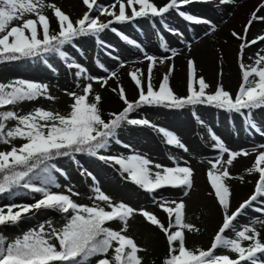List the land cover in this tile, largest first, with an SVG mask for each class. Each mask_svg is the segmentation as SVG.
Listing matches in <instances>:
<instances>
[{
	"label": "snow or ice",
	"instance_id": "snow-or-ice-1",
	"mask_svg": "<svg viewBox=\"0 0 264 264\" xmlns=\"http://www.w3.org/2000/svg\"><path fill=\"white\" fill-rule=\"evenodd\" d=\"M206 2L209 0H168L163 6H158L154 0H115L110 5L102 4L99 0H83L88 11L82 18L73 21L55 3L46 4L45 0H0V62L44 58L48 54H55L68 69L75 70L74 75L77 78L87 81L82 87V94L66 91V95L73 101L67 114L43 107L34 108L27 114L5 110L10 106L14 109L22 102H32L40 98L54 101L57 97L51 95L49 85L45 83L24 79L0 83V143L11 145L10 150L0 151V195H19L22 190H26L30 194L41 196L32 204H11L0 208V227L15 226L40 210H53L65 218L62 227H55L49 220L11 242L0 233V264H91L93 258H96V264H142L143 258L138 253L145 249L139 247L135 239L126 234L128 221L135 214L142 215L148 223L165 234L168 255L164 264H264V238L255 227L256 223L264 225V220L258 218L250 224L238 225V218L246 215V210L264 215V207H257L255 203L259 201L264 205V150H253L257 153L256 159L253 166L246 169L249 174H258L254 193L232 211V193L228 181L239 179L243 182L244 177H233L229 167L237 158L247 157L251 153L246 149L231 150L211 129L209 131L214 141L213 147L219 155L209 161L211 167L207 171V178L213 189L210 195L215 196L222 208L223 220L207 250L186 246V232L199 233L201 229L185 221L183 201H169L162 197L158 201L159 208L167 214L168 223L165 226L150 211L135 209L124 202H113L102 191L93 173L87 169H83L81 175H86L95 182V195L90 199L100 203H93L91 206L77 203L73 197L80 193L73 191L71 187L67 188L66 193L52 190L61 188L54 173L68 178L67 173L53 161L57 158H69L79 165L77 155L83 154L118 166L125 179L146 193L156 194L161 189L173 188L184 189V195H188L193 187L194 170L187 161L182 166L175 157H169L175 166H164L135 151L131 155L103 154L113 144L131 149V145L123 143L119 138L120 131L128 126L152 128L163 135L167 145L184 152L189 151L181 138L172 131L158 127L147 118H133V114L144 107L184 109L212 106L240 115L250 129L264 132V126L254 116L257 110L264 109V55L258 52L254 64L244 63L245 48L257 44L258 40L264 41V35L251 41L246 39L253 21H264V16H257L253 12L244 27V34L232 33L236 39L242 41L238 51L242 82L235 96L224 88L222 82H218L214 92L207 91L210 84L203 76H197V65L192 59L188 60L187 96H178L170 86L174 64L163 74L157 88L153 83L154 68L158 63L162 65L176 58L179 55L177 50L171 48L162 37L159 47L164 53L171 54L163 57L149 54L141 43L114 26L130 25L138 19H149L164 23L168 31L183 37V32L167 25L165 17L170 12H175L186 23L211 25L210 20L183 10L193 3ZM220 2L231 4L234 0ZM46 9L52 11L58 30L51 29ZM94 12L98 14L93 15ZM101 16L111 19L102 21ZM15 21L20 23L14 24ZM212 28L214 30L215 25ZM106 31H111L122 41L138 49L148 62L146 77L142 69L129 73L138 89V99L129 100L121 84L111 88L113 93H118L125 107L118 113H109L110 118L107 120L104 119L100 107L102 96L94 89V83L103 89L109 86L110 80L118 79V73L109 72L108 67L97 60V66L109 75L93 76L86 66L77 62L66 50V46H72L81 37H94L101 47L112 48V45H106L101 38ZM188 47L190 50L191 46ZM106 54L113 60L120 59L110 51ZM44 62L50 69L53 68L48 60L45 59ZM120 67H124V64L121 63ZM77 87L80 85L77 84ZM194 115L199 120L198 114ZM9 121H15L14 126L9 127ZM17 139L23 141L19 146L14 143ZM260 149H264V145H260ZM225 155L227 159H224ZM113 221L120 222L122 228L114 230L108 226ZM229 232L233 236H229ZM244 242H248L247 245ZM217 249L230 251L236 258L228 254H217Z\"/></svg>",
	"mask_w": 264,
	"mask_h": 264
},
{
	"label": "rangeland",
	"instance_id": "rangeland-1",
	"mask_svg": "<svg viewBox=\"0 0 264 264\" xmlns=\"http://www.w3.org/2000/svg\"><path fill=\"white\" fill-rule=\"evenodd\" d=\"M166 1L168 0H154L158 6H163ZM242 1L244 0H234L231 4H222L220 0H209L206 3H193L183 9L198 17L210 20L211 25L186 23L175 12H170L165 17L167 25L183 32V37H178L168 31L164 23L154 22L149 19H138L130 25L114 26L131 39L141 43L149 54H154L158 57L171 54L170 52L164 53L159 47L162 37L166 39L171 48L177 50L179 55L176 58L162 64L167 68L162 67L159 63L154 68L153 83L157 88L163 74L168 71V67L171 64H174L175 68L170 77V86L178 96H187L189 94L188 60L192 59L197 65V76H203L206 82L210 84V88L207 91L214 92L218 82H222L224 88L235 96L242 82V74L238 62V51L242 41L236 39L232 33L236 32L243 35V27L251 19L253 12H256L257 16H264V0H254L252 2V10L249 8L250 11L239 19L238 14L241 11L240 5L243 4L241 3ZM99 2L110 5L115 3V0H99ZM45 3H55L73 21L82 18L84 13L88 11L83 4V0H45ZM118 7L119 5L117 4V11ZM128 11L130 13V9ZM46 14L50 18L51 29L58 30V24L53 17L52 11L46 9ZM97 14L93 13V15ZM108 19H111V17L101 16L102 21H107ZM15 23L20 22L15 21ZM243 24L244 26L242 27ZM212 25H215L214 30ZM261 35H264V21H253L248 29L246 39L251 41ZM101 38L106 42V45H112V48L101 47L94 37H81L74 41L72 46H66V50L77 62L86 66L89 73L93 76L109 75V73H105L97 66V60L108 67L109 72L116 71L118 73V79L113 78V80L109 81V86L103 89L100 88L99 84L94 83V89L99 91L102 96L104 110L108 114L111 112L118 113L125 105L119 98L118 93H113L111 88L121 84L129 100L135 101L138 99V89L131 80L129 73L136 69H142L146 77L148 62L144 60L143 53L122 41L119 36L111 31L103 33ZM229 38L235 41V46L237 47V54L232 56V67H229L228 50L223 46L229 42ZM202 41L209 43L208 48L213 53L214 59L211 64L202 63L194 52L199 48L198 44ZM189 45L191 46L190 50ZM109 51L112 52L113 56L118 55L120 59L113 60L106 54ZM258 52L264 55V41L258 40L257 44L245 48L244 63L254 64ZM45 59L53 66L52 69L44 62ZM121 63L124 64L122 68L120 67ZM187 67L188 74H186ZM233 69L237 70L235 77L231 75ZM74 72V69H68L61 58L55 54H48L44 58L37 57L13 62H0V83H10L19 79L45 83L49 85L51 95L57 97L54 101L40 98L32 102H22L15 106L14 109L10 106L9 109L5 110H15L20 114H27L34 108L43 107L46 110L67 114L73 101L66 95V91H76L82 94V87L87 82L77 78ZM77 84L80 87H77ZM130 85L135 86V92L132 95H129L128 92ZM194 113L198 114L199 120H197ZM254 116L255 120L264 126V109L257 110ZM133 118H147L158 127L172 131L181 138L189 151L184 152L174 146L167 145L165 140L160 141L155 131L149 127L128 126L120 131L119 138L123 143L131 145V149H125L121 145L113 144L111 149L103 154L131 155L135 151L164 166H175L169 157H175L182 166L187 161L188 165L194 170L193 187L188 191V195H184V189L173 188L161 189L156 194L146 193L131 181L125 179L121 173L115 170L112 164L83 154L77 155V159L80 161L79 165L69 158H57L56 161H53L67 173L68 178L65 179L63 175L54 173L57 175V182L61 185V188H53L52 190L66 193L67 188L71 187L73 191L80 193L79 196L73 197L77 203L89 206L93 205V203H100L90 199V197L95 195L93 192L95 182L90 177L81 175V171L87 169L93 173L102 191L109 195L113 202H124L135 209L150 211L156 214L165 223V226L168 223L167 214L159 208L158 201H160L161 197L169 201H183L185 203V221L201 229L199 233L186 232V246L191 249H209L223 220L222 208L218 205L215 196L210 195L213 189L207 178V171L211 167L209 161L214 160L219 155L218 151L213 147L214 141L211 139L209 129L222 138L231 150L246 149L251 153L247 157L237 158L233 165L229 167L230 174L233 177H244L243 182L239 179H230L228 181L232 193V211H235L242 202L254 193L258 174H249L246 169L252 167L256 159L257 153L253 150H264L260 149V145H264V132L250 129L244 117L240 115L209 106L187 107L184 109L149 106L134 113ZM14 124L15 121L8 122L9 127L14 126ZM22 142L20 139L14 141L16 146H19ZM10 147L11 145L0 143V151L10 150ZM224 159H227V155L224 156ZM37 199L38 196L36 194H30L26 190H22L19 195H14L13 198H10L9 195H0V205L5 208V206L11 204H32ZM255 203L257 207H264L259 201ZM16 210L18 209H14V211ZM258 218L264 220V215L252 210H246V215L238 218V225L250 224ZM49 220L57 228L62 227L65 223V218L62 214L53 210H40L38 219L34 223L22 221L15 226H7V240L11 242L28 230L35 228L38 224ZM108 226L114 230L122 228V224L118 221L110 222ZM255 227L261 231L262 238H264V225L256 223ZM126 234L134 238L139 247L145 249V251L139 253L143 258L142 264H152L155 256L168 252L165 234L156 226L148 223L140 214H135L129 219ZM227 234L233 236L231 232ZM244 243L247 245L248 242ZM217 254H228L232 258H236L235 254L221 249H217ZM95 262L96 258H93L91 264Z\"/></svg>",
	"mask_w": 264,
	"mask_h": 264
},
{
	"label": "bare ground",
	"instance_id": "bare-ground-1",
	"mask_svg": "<svg viewBox=\"0 0 264 264\" xmlns=\"http://www.w3.org/2000/svg\"><path fill=\"white\" fill-rule=\"evenodd\" d=\"M254 0H244L241 3H243L242 5H240V14H238L239 19H241L242 17L245 16V14L248 13V11L252 10L253 7V2ZM250 8V10H249ZM244 26V24L242 25V27ZM244 28V27H243ZM235 41L231 38H229V42L225 43L223 46L227 48L228 50V61H229V67L233 66L232 63V56L237 54V47L235 46ZM199 45V48H197V50H195V54L198 56V60H200L202 63H212L214 57H213V53L210 51V49L208 48L209 43L208 42H204L202 41ZM196 56V57H197ZM162 67L167 68L165 65H161ZM164 68V69H165ZM231 69V68H230ZM186 74H188V67H187V71ZM232 76H236L237 75V70L233 69ZM128 92L129 95H132L135 92V86H129L128 88Z\"/></svg>",
	"mask_w": 264,
	"mask_h": 264
},
{
	"label": "trees",
	"instance_id": "trees-1",
	"mask_svg": "<svg viewBox=\"0 0 264 264\" xmlns=\"http://www.w3.org/2000/svg\"><path fill=\"white\" fill-rule=\"evenodd\" d=\"M101 110H102V113H103V117L105 120L109 119V114L104 110L103 108V103L101 102ZM160 137L163 138V135L160 134ZM10 198L13 197V195H9ZM41 198L40 194H39V199ZM38 199V200H39ZM0 208H4L3 206L0 205ZM58 213V212H57ZM60 214V213H59ZM38 219V212H36V214L34 216H29L27 219L23 220V221H27V222H32L34 223L36 220ZM0 233H2L6 238H7V226H3V227H0ZM139 255V254H138ZM168 255V252H163L157 256H155V258L153 259L152 261V264H164V260L165 258L167 257ZM96 264V262L94 263Z\"/></svg>",
	"mask_w": 264,
	"mask_h": 264
}]
</instances>
